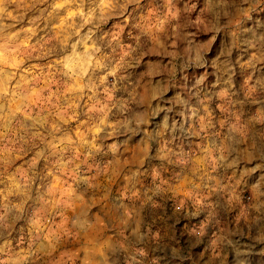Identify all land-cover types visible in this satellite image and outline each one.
I'll return each instance as SVG.
<instances>
[{
	"label": "clouds",
	"instance_id": "9594fccd",
	"mask_svg": "<svg viewBox=\"0 0 264 264\" xmlns=\"http://www.w3.org/2000/svg\"><path fill=\"white\" fill-rule=\"evenodd\" d=\"M0 264H264V0H0Z\"/></svg>",
	"mask_w": 264,
	"mask_h": 264
}]
</instances>
